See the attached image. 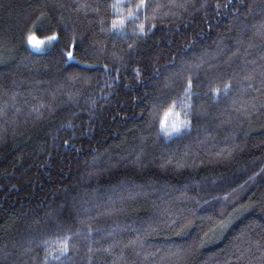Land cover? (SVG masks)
Segmentation results:
<instances>
[{
	"label": "trees",
	"instance_id": "1",
	"mask_svg": "<svg viewBox=\"0 0 264 264\" xmlns=\"http://www.w3.org/2000/svg\"><path fill=\"white\" fill-rule=\"evenodd\" d=\"M136 3L0 0V264H264V0Z\"/></svg>",
	"mask_w": 264,
	"mask_h": 264
},
{
	"label": "snow or ice",
	"instance_id": "2",
	"mask_svg": "<svg viewBox=\"0 0 264 264\" xmlns=\"http://www.w3.org/2000/svg\"><path fill=\"white\" fill-rule=\"evenodd\" d=\"M186 5H181V7H185ZM228 4H224L221 5L220 3L216 4V8L219 9L221 7H228ZM150 7H152L151 4V0H138V3H136L135 8L130 10L128 13V16L133 18V19H138L139 18V13L142 11H147ZM162 7L161 5L157 4L156 8H160ZM156 9H153V11H155ZM149 18L146 16L145 17V22L139 24L138 29H137V35L138 36H144L147 35L148 33H150L152 31V28H148L146 26V22ZM124 21L121 20L120 23L122 24ZM113 27H116L115 23L113 24ZM152 27H155V25H153ZM49 40H55L57 39L56 34H53L51 37H48ZM28 42L30 44H32L34 47H39L40 43L39 41L36 40L34 35H29L28 37ZM132 48V45H129V49ZM131 54V53H130ZM67 57L69 59H74V55L72 51H68L66 53ZM137 74H138V70H137ZM193 86V81L192 78L189 77L188 79V83H187V87L185 88V92L188 93L190 91V89ZM225 89H228L230 86L225 84L224 85ZM249 88H251V85H249ZM218 91V90H216ZM259 91V90H257ZM253 107H255V105H253ZM188 121H179L178 123L173 124L170 128L166 129V134L171 133V132H179L181 131L183 126H187L188 125ZM69 127H71V125H69ZM68 141H65V144H67ZM89 231H91V229H89ZM69 249H70V244L68 242V238L66 237L63 241H61L59 243V246L57 249H54L53 252H49L46 254L45 256V264H48V261L51 260H59L62 259L64 256H66L69 253ZM55 253V254H53Z\"/></svg>",
	"mask_w": 264,
	"mask_h": 264
},
{
	"label": "rangeland",
	"instance_id": "3",
	"mask_svg": "<svg viewBox=\"0 0 264 264\" xmlns=\"http://www.w3.org/2000/svg\"><path fill=\"white\" fill-rule=\"evenodd\" d=\"M29 35H34V34H28L27 37H26V41H27V45L33 49V50H36V51H42V50H45L47 49L48 47H50L54 40H49L48 37H51L52 35L50 36H47V37H38V36H35L36 40L41 42L39 47H34L32 44H30L28 42V37ZM2 48L4 47L3 45L1 46ZM0 47V49H1ZM5 48L1 49V50H4ZM179 121H186L184 116H183V113L181 111H176V110H170L169 112H167L163 118V121H162V127L164 129V131L168 128H170L173 124L175 123H178Z\"/></svg>",
	"mask_w": 264,
	"mask_h": 264
}]
</instances>
